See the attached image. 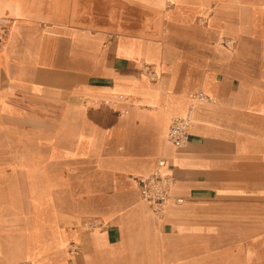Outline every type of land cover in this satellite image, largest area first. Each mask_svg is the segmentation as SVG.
<instances>
[{"label":"crops","instance_id":"crops-1","mask_svg":"<svg viewBox=\"0 0 264 264\" xmlns=\"http://www.w3.org/2000/svg\"><path fill=\"white\" fill-rule=\"evenodd\" d=\"M0 18V264H264V0H0ZM160 158L163 216L138 182Z\"/></svg>","mask_w":264,"mask_h":264},{"label":"built area","instance_id":"built-area-1","mask_svg":"<svg viewBox=\"0 0 264 264\" xmlns=\"http://www.w3.org/2000/svg\"><path fill=\"white\" fill-rule=\"evenodd\" d=\"M8 34V25L5 19L0 18V47L4 44ZM193 97L205 98L201 92L193 93ZM192 109L187 116H175L170 124L168 138L175 147H183L189 141L190 129L192 124ZM165 158H160L158 168L150 175L139 177V190L142 199L149 205L150 210L163 216L167 211L170 200L172 199V190L175 184L174 177L165 172ZM178 202H183L182 198ZM72 252L78 251V245L72 243Z\"/></svg>","mask_w":264,"mask_h":264},{"label":"rangeland","instance_id":"rangeland-1","mask_svg":"<svg viewBox=\"0 0 264 264\" xmlns=\"http://www.w3.org/2000/svg\"><path fill=\"white\" fill-rule=\"evenodd\" d=\"M147 69H148V72L150 74L149 76L151 79L155 80L159 77V72H157V70H156L157 68L154 69V66L149 64Z\"/></svg>","mask_w":264,"mask_h":264}]
</instances>
